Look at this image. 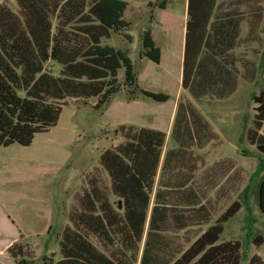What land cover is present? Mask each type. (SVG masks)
Listing matches in <instances>:
<instances>
[{
  "label": "trees",
  "instance_id": "trees-1",
  "mask_svg": "<svg viewBox=\"0 0 264 264\" xmlns=\"http://www.w3.org/2000/svg\"><path fill=\"white\" fill-rule=\"evenodd\" d=\"M17 1L19 12L0 4V147L31 145L37 133L58 124L68 98L98 97L95 107L106 109L122 88L118 79L121 67L125 68L124 86L131 99L142 94L160 102L169 100L166 93L139 86L127 51L101 44L102 38L130 28L131 23L125 18L128 0ZM168 3L169 0H158L157 6L165 10ZM219 5V0H188L183 88L197 83L200 94L217 92L223 97L235 88L233 72L213 66H219L218 54L228 51V44L236 40L237 23L230 12L219 14ZM230 27L234 28L233 33ZM126 36L132 40L130 34ZM141 40L140 57L160 64L162 51L150 28L142 32ZM207 50L209 53L204 55ZM50 61L62 66L59 75L46 69ZM254 101L258 105L247 138L264 154V91ZM187 116L186 111L183 117ZM123 133L125 142L100 155L101 165L111 179L112 193L122 201V209L110 199L99 179L91 178L80 199V210L71 217L73 227L67 226L63 231L62 257L56 261L45 255L43 264H243V241L221 238L226 224L243 208V197L248 198L250 187L188 248L180 250L179 256L162 260L158 252L171 245L162 241V235L178 228L180 209L185 210L174 204H156L148 220L167 134L134 126L125 127ZM178 137L181 148L168 151L163 171H180L182 165L188 169L184 173L187 183V176L193 171L192 153L182 147H201L215 136L198 127L193 133L186 124ZM257 195L264 212V177ZM91 235L114 249L108 254L91 240ZM22 237L21 234L20 241L9 247V252L16 259L22 257L18 264H30L24 258L27 247L21 242ZM252 241L261 246L264 237L258 234ZM247 264H264V259L255 254Z\"/></svg>",
  "mask_w": 264,
  "mask_h": 264
},
{
  "label": "rangeland",
  "instance_id": "rangeland-1",
  "mask_svg": "<svg viewBox=\"0 0 264 264\" xmlns=\"http://www.w3.org/2000/svg\"><path fill=\"white\" fill-rule=\"evenodd\" d=\"M128 2L125 18L131 23L130 28L102 38L101 44L127 51L138 74L139 86L166 93L169 100L157 102L142 94L131 99L124 86L125 68L121 67L118 79L122 88L106 109L95 107L98 97L68 98L58 124L49 131L37 133L31 145L1 146L0 252L22 234L21 242L27 247L24 258L28 263L43 264L45 255L59 260L63 231L67 226L73 227L71 217L80 210V199L88 190L90 179L97 177L110 199L118 201L111 190L110 176L101 165L100 155L125 142V127L153 126L165 132L172 130L168 144L179 150L178 133L187 124L193 133L198 127L215 137L203 149L194 146L182 149L191 152V157L193 153L202 154L205 167L211 162L225 160L227 171L220 178L225 180L238 168L242 171L244 190L250 187L248 198L243 197V208L226 225L221 240L243 241V264L255 254L264 259V243L257 246L252 241L258 234L264 237V212L259 207L257 195L259 182L264 177V154L247 138L258 105L254 97L264 91V0H219L218 13L230 12L229 16L237 23L236 40L228 44L231 46L227 47L228 51L218 52L221 54H218L219 66H213L216 70L225 67L233 72L235 88L232 95L223 97L217 92L200 94L197 83L183 88L188 1L169 0L165 10L157 6L158 0ZM3 3L19 12L17 0H0V4ZM147 28L152 30L161 48L160 64L140 57L141 35ZM229 30L234 32L233 27ZM126 34H130L132 40ZM208 53L209 50L204 55ZM46 69L59 75L62 66L50 61ZM186 111L189 116L183 117ZM181 168L188 170L182 165ZM174 233L165 231L162 235V241L169 242L168 248L173 250L167 247L160 250L158 254L162 260L179 256L180 250L190 245L188 238ZM90 238L108 254L114 249L107 248L94 235Z\"/></svg>",
  "mask_w": 264,
  "mask_h": 264
},
{
  "label": "crops",
  "instance_id": "crops-1",
  "mask_svg": "<svg viewBox=\"0 0 264 264\" xmlns=\"http://www.w3.org/2000/svg\"><path fill=\"white\" fill-rule=\"evenodd\" d=\"M187 19L188 16L186 20ZM230 95L232 94H229L228 96ZM177 110L178 108L176 107L175 111H173V113H175L173 114L174 119L175 115H177ZM174 119L172 122L173 124ZM147 128L156 129L153 126ZM171 131L172 130H170V132H166L167 139L163 149V154L160 162L159 171L156 177L154 190L151 196L148 220L150 219L152 209L156 204H159L161 206H171L174 204L185 208V210L180 209V216L178 218V228L176 227V230H173L172 232H176L174 234L180 233L181 235L189 239V243H192L200 234H202L208 228V226L215 222L218 216L234 200L238 199L239 196L242 195L244 191L242 171L236 168L233 173L230 172L231 174L229 175V177L223 180L220 177L221 175H224L225 171H227L228 165L225 160L221 159L220 161L211 162L205 167L202 154L193 153L196 160L193 159L194 157H190L191 168L193 169V171L188 174L187 183L185 180L186 175H184V173L186 172L185 170H177L176 172H164L163 164L165 162V157L168 151L172 150V148H170V145L168 144V138H170L171 140L172 136ZM210 143L211 140H209L201 147L197 145H195L194 147H197L198 149H203L207 147ZM200 157L202 158L199 160ZM191 158L193 159V161ZM19 239L20 238L12 239L7 244V249L3 252H0V264H18V259L13 257V255L9 252V247L12 246L15 241L19 242ZM4 256L5 258L1 259V257Z\"/></svg>",
  "mask_w": 264,
  "mask_h": 264
},
{
  "label": "water",
  "instance_id": "water-1",
  "mask_svg": "<svg viewBox=\"0 0 264 264\" xmlns=\"http://www.w3.org/2000/svg\"><path fill=\"white\" fill-rule=\"evenodd\" d=\"M115 205L118 206L119 209H122V201H121V200L116 201V202H115ZM259 207H261V206H259ZM260 209H261V208H260Z\"/></svg>",
  "mask_w": 264,
  "mask_h": 264
}]
</instances>
